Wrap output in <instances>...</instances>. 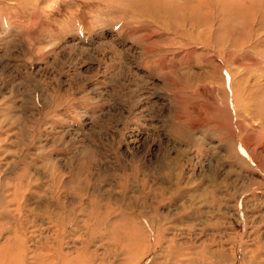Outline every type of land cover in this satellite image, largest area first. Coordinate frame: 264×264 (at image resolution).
I'll list each match as a JSON object with an SVG mask.
<instances>
[{
  "label": "rangeland",
  "instance_id": "rangeland-1",
  "mask_svg": "<svg viewBox=\"0 0 264 264\" xmlns=\"http://www.w3.org/2000/svg\"><path fill=\"white\" fill-rule=\"evenodd\" d=\"M0 264H264V0H0Z\"/></svg>",
  "mask_w": 264,
  "mask_h": 264
},
{
  "label": "bare ground",
  "instance_id": "bare-ground-1",
  "mask_svg": "<svg viewBox=\"0 0 264 264\" xmlns=\"http://www.w3.org/2000/svg\"><path fill=\"white\" fill-rule=\"evenodd\" d=\"M220 81H221V79H220ZM232 92H233V91H232ZM234 93H235V92H234ZM235 94H236V93H235ZM236 96H237V95H236ZM236 96H235L234 98H236V99H237V97H236ZM227 97H228V96H227ZM227 97H226V98H227ZM227 99H228V98H227ZM236 99H235V101H237ZM236 103H237V102H236ZM236 103H235V104H236ZM225 106H227V107H228V104H225ZM236 106H237V105H236ZM239 106H240V105H239ZM237 107H238V106H237ZM238 110H239V109H238ZM231 115H232V114H231ZM233 115H234V114H233Z\"/></svg>",
  "mask_w": 264,
  "mask_h": 264
}]
</instances>
